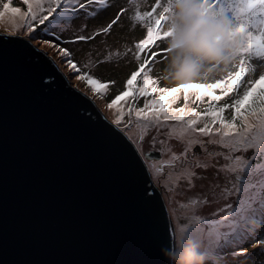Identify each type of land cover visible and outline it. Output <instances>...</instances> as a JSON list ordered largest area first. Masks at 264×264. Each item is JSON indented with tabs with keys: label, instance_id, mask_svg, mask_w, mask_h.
Masks as SVG:
<instances>
[{
	"label": "water",
	"instance_id": "1",
	"mask_svg": "<svg viewBox=\"0 0 264 264\" xmlns=\"http://www.w3.org/2000/svg\"><path fill=\"white\" fill-rule=\"evenodd\" d=\"M2 38L13 40L0 34V264H116L172 246L146 157L124 132L108 134L111 122L43 50L28 40L40 53L29 57ZM145 186L152 210L137 195Z\"/></svg>",
	"mask_w": 264,
	"mask_h": 264
},
{
	"label": "snow or ice",
	"instance_id": "2",
	"mask_svg": "<svg viewBox=\"0 0 264 264\" xmlns=\"http://www.w3.org/2000/svg\"><path fill=\"white\" fill-rule=\"evenodd\" d=\"M209 2L214 10L229 19L242 38V47L238 50L236 60L222 72L223 78L211 83L192 81L171 87L159 86L162 77L154 78L151 72L152 64L162 53L153 49L158 42L165 41L170 35L165 27L169 0H155L148 11L138 10L139 3H137V10L132 20L146 22V35L135 43L134 52L131 48L126 49V52H133L136 67L127 75L124 90L107 105L110 109H116L117 113L111 120L115 130L107 127V132L119 140L120 133L126 132L127 127L131 125V116L134 112L139 126L145 131L153 126L159 129L165 127L167 122L175 121L178 124L175 127L169 126V135L174 134L178 139L191 137L193 133L209 137L207 140L189 138L182 152L178 155L172 154L171 161L163 165H148V168L155 171L151 173V179H148L146 184L159 182L161 177L157 173L162 171V167L178 162L181 175L187 178L190 187H194V181L198 178L197 169L206 172L210 167H216L201 162L196 154V148L199 147L209 157L219 156V153H213L209 149V145L223 143L224 147L229 148L231 154L224 157L226 163L218 170L235 174L237 185L235 205H226V208L231 210L218 219L204 220L195 214V206L199 203H207V200H192V215L189 223H177L171 237L167 235L163 237L164 244L167 247L169 240L172 245L174 244L175 233L179 227L200 245L201 250L213 264H264V74H261L259 79L250 81V86L245 88L243 94L235 99L231 106L229 104L212 106V103L222 99L217 91L227 94L237 90L245 73L255 70L251 63L242 58L245 54L264 59V0H209ZM22 3L26 5V11L11 7L10 2L3 3L0 7V21L5 19L6 14H10L12 31L7 36L13 38V40L2 38L3 43L14 41L24 46L29 57H39L40 53L26 43L35 39V34L39 30L49 37L40 43L56 48L62 54V59L67 61L69 68L76 72L81 69L72 59V51L66 45L92 41L98 35L109 33L126 11L123 7L119 8L115 17L106 26L93 30L89 35L76 34L73 38L64 39L63 32L71 27L74 19L79 18L81 14L85 19L95 18L111 6L109 0H22ZM25 28L28 35L24 39L17 38L16 32ZM56 29H59V32ZM61 40H64V46L61 45ZM167 52L165 48L163 54L167 56ZM4 55L5 53L0 51V57ZM116 55L119 56L121 53L117 52ZM237 61H239V70L230 71ZM102 62H110V56ZM76 78L84 81L93 92L98 94H104L109 84L114 83V81L102 82L91 74L77 75ZM181 92L185 102L189 100L190 92L195 94L197 101L203 97L209 98L206 112L212 118L211 123L218 122L220 125L215 129L217 135L222 134L220 141L212 138L211 123L202 119V113L188 107L187 103L178 109L170 107L171 102L177 99V94ZM153 94H158L159 98L146 100L142 108L128 109L130 119L125 127H121L125 112L120 107V102L126 98H135L137 95L147 97ZM230 107L233 109L232 120L226 121L221 114ZM186 114H189L187 118ZM237 120L241 122L240 130H237ZM198 121L203 124L202 127L198 126ZM127 138L132 139L130 136ZM225 138H227L226 142H224ZM143 140L144 137L141 136L138 141H134L137 151L146 158H151V153H143ZM151 143L154 147L155 137ZM189 154H191L190 159ZM228 182L229 177L225 175V188L221 193L225 198ZM216 187L220 186L217 184ZM147 192L148 188L145 186L137 195L145 208L152 210L153 198L148 196ZM215 215L216 213H213V216ZM167 226L165 224V227ZM254 240L256 242L251 243ZM246 243H251V247L257 249V252L250 253L249 249L244 247ZM158 248L159 246H155L146 249L138 253L137 258L119 261L116 264H169Z\"/></svg>",
	"mask_w": 264,
	"mask_h": 264
},
{
	"label": "rangeland",
	"instance_id": "3",
	"mask_svg": "<svg viewBox=\"0 0 264 264\" xmlns=\"http://www.w3.org/2000/svg\"><path fill=\"white\" fill-rule=\"evenodd\" d=\"M10 2L11 7H17L26 11V5L22 3V0H0V7L3 3ZM110 7L105 11L101 12L95 18L85 19L83 14L79 18L72 21L71 27L67 28L63 32L64 39L73 38L76 34L89 35L93 30H98L100 27L106 26L107 23L115 17L117 10L121 7L125 8L126 11L113 26L112 30L107 34L98 35L94 40L88 42H79L74 45H66L72 51V59L77 62L81 71L76 72L69 68L67 61L62 59V54L50 45H45L40 43L44 39H48L47 35H44L41 31H37L35 34V39L30 40L34 45H36L40 50H43L59 67L62 73L66 76L69 83L80 90L82 93L87 95L97 108L102 112V114L111 122L115 118L116 109H110L107 105L110 101L121 91L124 90V81L127 75L136 67V63L133 57V52L135 50V43L140 39L144 38L146 35V22L141 23L139 21L132 20V16L137 10V3H139L140 11H148L151 5L155 3V0H109ZM10 14H6L5 19L0 21V34L7 35L12 31L11 24L9 22ZM86 25V27H81ZM43 27V26H41ZM59 32V29H56ZM28 35L27 29L22 31H17V37L25 38ZM61 45L64 46V40L60 41ZM127 48H131L133 52H126ZM166 48L165 41L158 42L157 46L153 49L154 51L162 53L152 64L151 75L154 78H159L163 76V69L165 67L166 55L163 54V50ZM119 52L121 55L117 56L116 53ZM110 56V62L104 63V59ZM254 67L253 72H246L241 78L242 83L240 87L227 94H222L217 91L218 95L222 96L220 101L212 103L213 107L222 106L223 104H233V101L243 94L246 87L250 86L249 82L252 80L259 79L261 74H264V59L248 56L245 54L242 57ZM247 67V63L245 65ZM239 70V61L236 65L230 69V71ZM91 74L93 77L100 79L102 82L108 83L109 81H114V83L109 84L107 91L104 94H98L91 90V88L82 80H77V75ZM223 73H218L206 81L197 82H215L217 79H222ZM159 86L161 87H171L174 85L167 84L163 79L159 80ZM158 94H153L147 97L137 95L135 98H126V100L120 102V107L124 109L125 115L123 117V122L121 127H125L130 119L128 115V109L131 107L142 108L146 100L158 99ZM187 103L188 107L194 108L196 112L202 113V119L208 123H211L212 118L207 115L206 110L209 107V98L203 97L201 100L197 101L195 94H189V100L185 102L183 99V92L177 94V99L171 102L170 107L178 109L185 106ZM186 114V118H187ZM226 121L232 120L233 109L230 107L225 109L221 114ZM131 125H129L124 132L128 137L130 136L131 142L135 147L137 145L134 141H138L141 136L144 137L142 148L143 153H157L158 157H151L149 159L144 158V155L140 152V155L144 158L146 165H163L166 162L171 161V156L173 153L179 154L182 152L188 139H202L207 140L208 136L199 135L193 133L191 137H184L183 139H178L175 135H169V126L175 127L178 122L169 121L167 125L162 128H156L155 126L149 128L147 131L140 133L138 138H134L130 133L129 129L135 124L139 125L134 112L131 116ZM237 130L241 129V122L236 121ZM198 126H203L202 123L198 121ZM213 132L212 138L217 141L221 140V135L215 133V129L220 127L219 123H211ZM155 137V145L153 147L151 141ZM225 138L224 142H226ZM209 149L213 153H219V156L209 157L206 153L202 152L199 147L196 148V154L200 158L201 162H206L209 165H216V167H210L206 172L197 169L198 178L194 181V187H190L187 182V178L181 175V169L177 166L178 162H173L171 166L162 167V171L157 173L161 177L159 182H154L156 187L162 192L164 197L172 224L174 229L177 223L188 224L189 219L192 215V200L205 201L207 203H199L196 205L195 214L204 220L218 219L219 216L225 215L231 209H227L226 205H235L237 199V185L234 179V173H226L223 170H218L221 165L226 163L224 157L231 154L229 148L223 146V143H218L216 145H209ZM168 154L169 157L164 158ZM191 154H189V159ZM150 175L155 170L148 168ZM225 175L229 177V182L227 184L228 192L225 196L221 193L225 188ZM202 177V178H200ZM220 187L217 188L216 185ZM223 209V211H221ZM213 213H216L213 216ZM174 214V215H173ZM206 227V226H205ZM252 241L251 243H255ZM251 243L244 244L245 248L249 249L250 253L255 254L257 249L251 247ZM259 259V257H257ZM209 263L213 264L210 259H207Z\"/></svg>",
	"mask_w": 264,
	"mask_h": 264
},
{
	"label": "clouds",
	"instance_id": "4",
	"mask_svg": "<svg viewBox=\"0 0 264 264\" xmlns=\"http://www.w3.org/2000/svg\"><path fill=\"white\" fill-rule=\"evenodd\" d=\"M167 6L170 35L162 76L167 84L207 80L235 62L242 38L209 0H169ZM160 252L169 264H207L200 245L179 227L174 244Z\"/></svg>",
	"mask_w": 264,
	"mask_h": 264
},
{
	"label": "bare ground",
	"instance_id": "5",
	"mask_svg": "<svg viewBox=\"0 0 264 264\" xmlns=\"http://www.w3.org/2000/svg\"><path fill=\"white\" fill-rule=\"evenodd\" d=\"M129 131H130V133L132 134V136L134 137V138H138L139 136V134L140 133H142L143 131H144V129L142 128V127H140L139 125H134L133 127H131L130 129H129ZM187 139H189V138H187ZM136 149H137V147H136ZM140 153V152H139ZM167 157H169V155L168 154H166L165 156H164V158H167ZM147 166V165H146ZM147 168H148V166H147ZM149 171V170H148Z\"/></svg>",
	"mask_w": 264,
	"mask_h": 264
},
{
	"label": "trees",
	"instance_id": "6",
	"mask_svg": "<svg viewBox=\"0 0 264 264\" xmlns=\"http://www.w3.org/2000/svg\"><path fill=\"white\" fill-rule=\"evenodd\" d=\"M207 264H211V263H209V261H207Z\"/></svg>",
	"mask_w": 264,
	"mask_h": 264
}]
</instances>
